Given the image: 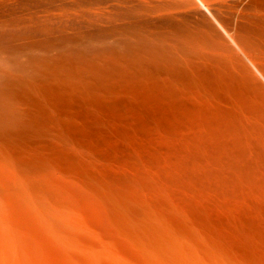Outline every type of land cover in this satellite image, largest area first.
Returning a JSON list of instances; mask_svg holds the SVG:
<instances>
[{
	"label": "bare ground",
	"instance_id": "bare-ground-1",
	"mask_svg": "<svg viewBox=\"0 0 264 264\" xmlns=\"http://www.w3.org/2000/svg\"><path fill=\"white\" fill-rule=\"evenodd\" d=\"M42 250L264 264V0H0V264Z\"/></svg>",
	"mask_w": 264,
	"mask_h": 264
},
{
	"label": "rangeland",
	"instance_id": "rangeland-1",
	"mask_svg": "<svg viewBox=\"0 0 264 264\" xmlns=\"http://www.w3.org/2000/svg\"><path fill=\"white\" fill-rule=\"evenodd\" d=\"M104 260L105 262L103 264H117L108 258H105ZM17 261H19L18 256H15V255H11L7 259L8 263H15ZM24 263L25 264H77V263L71 262L68 258L59 257L57 255L53 256L49 254L48 252H46L45 250L39 251L33 256L26 257ZM155 263L160 264L158 262H155ZM89 264H100V263H98L97 260L92 257V258H89Z\"/></svg>",
	"mask_w": 264,
	"mask_h": 264
}]
</instances>
